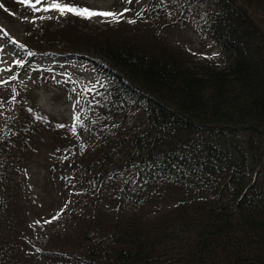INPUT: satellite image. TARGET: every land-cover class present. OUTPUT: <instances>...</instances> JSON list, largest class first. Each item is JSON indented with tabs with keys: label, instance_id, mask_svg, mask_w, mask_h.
I'll use <instances>...</instances> for the list:
<instances>
[{
	"label": "trees",
	"instance_id": "1",
	"mask_svg": "<svg viewBox=\"0 0 264 264\" xmlns=\"http://www.w3.org/2000/svg\"><path fill=\"white\" fill-rule=\"evenodd\" d=\"M0 5L22 20L34 68L0 79L10 81L0 87V264H264V28L242 0L134 2L133 15L102 27L73 15L33 24L17 0ZM203 7L219 52L199 59L164 30ZM41 58L82 62L95 81ZM44 85L79 99L78 134L38 105ZM36 157L43 194L66 215L55 244L21 235Z\"/></svg>",
	"mask_w": 264,
	"mask_h": 264
},
{
	"label": "rangeland",
	"instance_id": "2",
	"mask_svg": "<svg viewBox=\"0 0 264 264\" xmlns=\"http://www.w3.org/2000/svg\"><path fill=\"white\" fill-rule=\"evenodd\" d=\"M19 2V0H17ZM86 2L99 10H111L120 12L125 7L131 9L127 12L129 15H133L135 8L130 7L134 2L138 3L137 0H133L131 4L124 2H117L116 0H80ZM146 0H140V8ZM242 3L249 9V13L264 28V0L259 4L254 2L253 6H247V0H242ZM21 4V3H20ZM24 6V5H22ZM3 9V8H2ZM5 10V9H3ZM52 17L56 19L59 15L56 12H50ZM125 13V14H127ZM40 14H43L41 12ZM207 12L206 8L203 7L199 13L193 17L190 21H184L180 23H174L165 28L167 38L170 42L176 46L186 49L198 58L214 57L218 54V48L216 44L208 39L205 33L207 24ZM71 15V14H68ZM15 21H9L5 14L0 11V28L4 29L9 33L8 36L0 35V47L4 50L0 51V79L7 73V69L12 70L18 69L20 74L27 78L34 75V68L18 67L15 64L17 59H22L25 63L28 62V56L24 48L19 47L21 40L24 35L22 24L19 17L15 16ZM63 18L59 17L58 20ZM43 23V20H39ZM91 26L102 27V21L99 17L90 20ZM62 26V24H60ZM15 40L17 43H11ZM38 65L51 69H62L68 70L71 74H79L83 77L86 83H93L95 76L91 73L84 63L73 62L65 59H53V58H41L36 61ZM32 69V70H31ZM23 70V71H22ZM38 105L41 109L54 117L58 121L73 123V115L79 113L78 105L73 107L77 100L74 93H69L67 90L58 89L49 85L42 86L35 92ZM41 159H35V162L31 166L28 179L29 193L31 195L32 203V217L27 221H24V228L22 238L25 244L33 245L37 242L45 243L47 245L59 243L60 238L55 236V231L61 229L66 221L65 211L62 208L59 199L51 196L49 193L43 194L42 185L44 184L45 171ZM58 217V219H53ZM46 221H51L47 223Z\"/></svg>",
	"mask_w": 264,
	"mask_h": 264
},
{
	"label": "snow or ice",
	"instance_id": "3",
	"mask_svg": "<svg viewBox=\"0 0 264 264\" xmlns=\"http://www.w3.org/2000/svg\"><path fill=\"white\" fill-rule=\"evenodd\" d=\"M125 2L127 4H131L132 0H125ZM137 2L139 3L140 0H137ZM19 3H21L24 6H27L28 8H30L32 10V12L34 13V18L31 20V22L33 24H36L37 19L39 20H51L53 19V17L51 15H40V16H35L36 13H50V12H56L59 15L56 17V19H59V17L62 16H67L68 14H71L73 16H76L78 18L81 19H85V20H92L93 18L96 17H100L102 18V22H107V23H121L123 21V19L125 18V13L131 11V9H129L128 7H125L122 11L120 12H116V11H111V10H98V9H90L88 7H81V6H75L73 4H69L66 2V0H19ZM0 7H3V5H0ZM136 17L138 18H143L144 16V9H141L139 11H137L135 13ZM25 19H27V17H25ZM137 21L136 19H127V23L129 24H135ZM0 35L3 36H8L9 33L7 31H5L4 29L0 28ZM11 43H17L15 40H12ZM19 47L24 48L23 45H19ZM4 49L2 47H0V51H3ZM32 53L29 52V56H31ZM15 64L18 67H24L25 62L22 59H17L15 61ZM7 71L11 72L12 69L9 68L7 69ZM19 77L16 75H13L11 77L12 80H17ZM69 79L71 80V77H69ZM73 83H75V81H73ZM5 84H10V81L8 80H4V81H0V87H2ZM88 92H91L92 89L88 88L87 89ZM73 92H75V89H73ZM12 95H13V100L11 102H15V97L16 95H18V93L16 92L15 88L12 89ZM80 101L79 99H77L73 105L74 109L75 106L77 104H79ZM29 112L32 111L31 108L28 109ZM73 119V123L71 124L69 130L73 133V134H78L77 132V128H84V122L82 121V118L80 116L79 113H75L72 117ZM58 128H65L68 127L64 124H58L57 125ZM64 159H66V157H62ZM53 219H58V217H54ZM47 223H51V221H46Z\"/></svg>",
	"mask_w": 264,
	"mask_h": 264
},
{
	"label": "bare ground",
	"instance_id": "4",
	"mask_svg": "<svg viewBox=\"0 0 264 264\" xmlns=\"http://www.w3.org/2000/svg\"><path fill=\"white\" fill-rule=\"evenodd\" d=\"M210 57H212V56H210ZM215 57V56H214ZM208 58V57H207ZM199 59H201V58H199ZM204 59V58H203Z\"/></svg>",
	"mask_w": 264,
	"mask_h": 264
}]
</instances>
